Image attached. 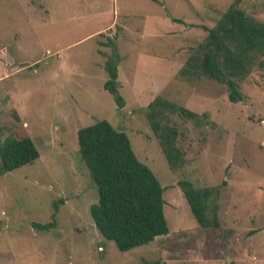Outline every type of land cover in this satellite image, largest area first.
<instances>
[{"label":"rangeland","instance_id":"rangeland-1","mask_svg":"<svg viewBox=\"0 0 264 264\" xmlns=\"http://www.w3.org/2000/svg\"><path fill=\"white\" fill-rule=\"evenodd\" d=\"M235 1L0 0V140L28 135L40 152L33 164L0 177V264H185L212 247L221 254L228 212L244 201L245 216L234 211L239 238L264 227V57L240 83L238 103L229 100L226 85L179 77L208 35L203 26L215 27ZM239 6L264 22V0ZM111 39L120 54L123 108L104 89ZM158 96L207 115L198 123L166 111L183 153L176 169L148 117ZM105 119L128 134L164 188L170 233L128 252L105 239L91 217L99 195L79 152L78 131ZM183 180L219 189L223 229L197 223ZM55 202L56 227L34 229V222H51ZM250 245L260 264L264 233Z\"/></svg>","mask_w":264,"mask_h":264},{"label":"trees","instance_id":"trees-1","mask_svg":"<svg viewBox=\"0 0 264 264\" xmlns=\"http://www.w3.org/2000/svg\"><path fill=\"white\" fill-rule=\"evenodd\" d=\"M239 2L236 0L223 13L215 27L203 26L208 32L206 39L179 71L183 81L206 78L226 85L232 103L243 100L240 83L257 65H262L261 58L264 57V22L249 15ZM173 22L184 23L176 18ZM105 45L111 47L112 55L105 64L108 79L104 89L114 97L118 107L123 108L125 99L118 82V47L115 39ZM148 110L151 128L161 141L163 154L169 166L176 169L182 165L183 153L177 145L179 130L168 124L166 111L179 113L198 123L207 115H200L161 96L150 103ZM77 134L81 158L98 190L99 200L91 206L90 213L102 236L113 241L121 252H128L168 235L164 188L153 170L137 157L128 134L106 119L80 129ZM39 158V149L31 137L9 135L0 140V177L33 164ZM179 185L197 223L205 229L220 230L219 189L198 188L187 180ZM59 209L55 202L51 222H34L33 228L40 232L54 229ZM147 264H162V261Z\"/></svg>","mask_w":264,"mask_h":264},{"label":"crops","instance_id":"crops-1","mask_svg":"<svg viewBox=\"0 0 264 264\" xmlns=\"http://www.w3.org/2000/svg\"><path fill=\"white\" fill-rule=\"evenodd\" d=\"M244 208H248L246 206L245 201L242 203H239L238 207H234L232 208V210L238 211V216L239 215L245 216V213L243 210H246V209ZM234 211L228 212L230 215L229 216L230 221L227 226L228 232H226V236L228 239L223 244L221 254H218V252H216L215 254L214 253L215 248L212 247L211 249L213 252L210 249V251L207 250L205 252H201L199 254L193 255L188 262H185V264H197L199 259L213 261L217 264H256L257 260H259L257 256V254L259 255V253L254 251V248L250 245V241L256 238V236H258L259 234L264 233V227L261 229L252 228L248 232V234L244 235V238H239L240 234L238 233V228H239L238 226L240 225L239 224L240 220L238 216L235 215ZM234 215L236 217H234ZM221 226H222V221H221ZM223 227L224 226H222L221 229H223ZM231 230H235V232H232ZM216 231H219V230H216ZM236 238H237V242H235L234 240ZM217 248H219V246H217ZM254 258L256 259V261L253 260ZM260 264H264V260Z\"/></svg>","mask_w":264,"mask_h":264}]
</instances>
